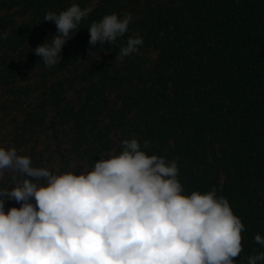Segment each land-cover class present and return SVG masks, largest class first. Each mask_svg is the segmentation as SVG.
<instances>
[{
	"label": "trees",
	"instance_id": "16d2710c",
	"mask_svg": "<svg viewBox=\"0 0 264 264\" xmlns=\"http://www.w3.org/2000/svg\"><path fill=\"white\" fill-rule=\"evenodd\" d=\"M74 3L93 11L48 67L33 51L57 33L44 16ZM126 12L128 31L89 53L88 27ZM131 138L177 162L185 194L229 200L245 225L234 264L264 252V0H0V146L79 173Z\"/></svg>",
	"mask_w": 264,
	"mask_h": 264
},
{
	"label": "clouds",
	"instance_id": "9594fccd",
	"mask_svg": "<svg viewBox=\"0 0 264 264\" xmlns=\"http://www.w3.org/2000/svg\"><path fill=\"white\" fill-rule=\"evenodd\" d=\"M92 11L74 3L45 14L57 33L33 51L46 66L62 58L63 46ZM132 19L126 12L93 22L89 53L97 42L122 37ZM143 43L129 37L116 59ZM122 145L79 173L34 167L29 155L0 146V181L9 172L12 185L0 188V264H234L245 225L229 200L216 189L185 194L175 160L149 154L136 138ZM9 200L22 204L6 211ZM254 240L264 246L260 234ZM258 261L264 252L247 264Z\"/></svg>",
	"mask_w": 264,
	"mask_h": 264
}]
</instances>
